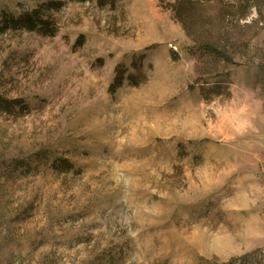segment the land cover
Masks as SVG:
<instances>
[{
    "label": "rangeland",
    "instance_id": "374dc122",
    "mask_svg": "<svg viewBox=\"0 0 264 264\" xmlns=\"http://www.w3.org/2000/svg\"><path fill=\"white\" fill-rule=\"evenodd\" d=\"M256 1L0 0V264H264Z\"/></svg>",
    "mask_w": 264,
    "mask_h": 264
},
{
    "label": "trees",
    "instance_id": "16d2710c",
    "mask_svg": "<svg viewBox=\"0 0 264 264\" xmlns=\"http://www.w3.org/2000/svg\"><path fill=\"white\" fill-rule=\"evenodd\" d=\"M222 1L223 0H175L174 4L171 6V11L173 12L176 21L180 23L183 29L186 31L187 24L189 23L188 20L190 21V10H193L197 7L206 8L207 6H215ZM250 1L252 0H240L238 13H240L241 18H245V14L250 8V5L248 3ZM256 2V0H253L252 5H255ZM225 16L223 17V20L227 17ZM40 19V17L30 14L26 15L23 18L12 19L8 23V25L15 29L27 28L29 30H32L35 25H46V22ZM219 36L220 37H218L214 41L208 38H203L201 36H195L193 41L195 42V46L203 55L213 58V60L215 61L220 60L224 62H231L232 59L228 52L231 51L232 48L229 46V42L226 39L225 42L223 41L224 39L221 40L223 34L220 33ZM117 81L121 83L120 80Z\"/></svg>",
    "mask_w": 264,
    "mask_h": 264
}]
</instances>
